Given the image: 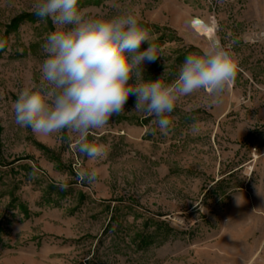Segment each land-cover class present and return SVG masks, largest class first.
Masks as SVG:
<instances>
[{
	"label": "rangeland",
	"instance_id": "1",
	"mask_svg": "<svg viewBox=\"0 0 264 264\" xmlns=\"http://www.w3.org/2000/svg\"><path fill=\"white\" fill-rule=\"evenodd\" d=\"M33 3L0 0V264H264V0H79L86 15H136L161 56L142 66L145 80L174 82L207 45L194 20L239 58L222 103L182 98L167 135L130 96L89 132L104 146L96 160L67 130L41 136L14 121L55 29ZM82 170L97 179L80 182Z\"/></svg>",
	"mask_w": 264,
	"mask_h": 264
},
{
	"label": "clouds",
	"instance_id": "2",
	"mask_svg": "<svg viewBox=\"0 0 264 264\" xmlns=\"http://www.w3.org/2000/svg\"><path fill=\"white\" fill-rule=\"evenodd\" d=\"M78 3L34 0L33 13L41 20L50 19L55 29L42 46L39 83L23 87L13 104L18 126L41 136L67 130L79 138L78 152L96 160L104 156V146L89 143V132L103 129L113 116L123 113L130 96L135 97L134 110L154 117L153 124L165 135L182 98L204 92L211 105L222 103L238 71L234 41L223 44L218 39L209 40L200 53L186 56L178 78L170 84L164 82V75L145 80L142 66L161 56L136 15L90 16ZM144 42L149 46L141 51ZM192 131L198 128L194 125ZM78 179L91 184L97 173L82 170ZM59 187L63 190L67 185Z\"/></svg>",
	"mask_w": 264,
	"mask_h": 264
},
{
	"label": "bare ground",
	"instance_id": "3",
	"mask_svg": "<svg viewBox=\"0 0 264 264\" xmlns=\"http://www.w3.org/2000/svg\"><path fill=\"white\" fill-rule=\"evenodd\" d=\"M193 28L197 34L207 39H212L216 35V27L209 26L200 20H194Z\"/></svg>",
	"mask_w": 264,
	"mask_h": 264
}]
</instances>
